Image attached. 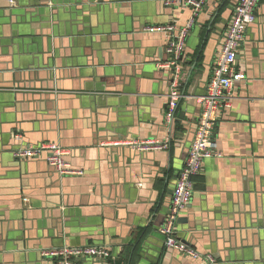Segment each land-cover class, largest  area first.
<instances>
[{"label": "crops", "instance_id": "crops-1", "mask_svg": "<svg viewBox=\"0 0 264 264\" xmlns=\"http://www.w3.org/2000/svg\"><path fill=\"white\" fill-rule=\"evenodd\" d=\"M167 1L0 0V264H56L46 252L80 246L113 258L77 264H211L167 249L159 230L238 0H208L179 74L168 36L149 32L191 17ZM237 64L246 80L218 110L221 156L204 162L175 231L212 264H264V0ZM146 140L170 145L132 147ZM42 144L83 175L14 156Z\"/></svg>", "mask_w": 264, "mask_h": 264}, {"label": "built area", "instance_id": "built-area-1", "mask_svg": "<svg viewBox=\"0 0 264 264\" xmlns=\"http://www.w3.org/2000/svg\"><path fill=\"white\" fill-rule=\"evenodd\" d=\"M262 0H238L234 6L232 18L222 43L217 52L213 66L211 80L206 94L197 102L201 106L197 128L191 143L184 166L175 183L167 217L159 233L164 238V247L196 260H206L211 264L214 259L211 255H203L188 247L176 235L181 214L189 206L194 195V179L203 170L204 162L213 157H220L214 139V131L218 122V110L226 105L232 90L246 76L238 67L237 60L240 47L245 41L247 30L256 22V10ZM208 0H168L172 6H187L191 9V17L186 25L177 28L174 25L149 28V32H160L168 36L166 52L171 57V65L175 66L179 74V64L183 61L187 39L193 29L197 17L205 8ZM178 79V78H177ZM176 80V79H175ZM176 82L173 84L175 88ZM181 95L171 93L167 111V123L172 125L176 111L181 101ZM169 141L160 142L146 140L134 142L132 147L139 152L168 150ZM65 150L58 144H42L37 147H23L14 152L15 158L23 161L45 157L49 166L60 175H83L82 171L73 169L64 160ZM47 257L55 259L56 264H77L83 259L109 260L113 258L110 248L104 246L63 247L46 252Z\"/></svg>", "mask_w": 264, "mask_h": 264}, {"label": "water", "instance_id": "water-1", "mask_svg": "<svg viewBox=\"0 0 264 264\" xmlns=\"http://www.w3.org/2000/svg\"><path fill=\"white\" fill-rule=\"evenodd\" d=\"M183 106H184V105H183ZM183 106H182V107H183ZM178 107H179V106H178ZM182 116H183V115H182ZM182 116H181V117H182Z\"/></svg>", "mask_w": 264, "mask_h": 264}, {"label": "trees", "instance_id": "trees-1", "mask_svg": "<svg viewBox=\"0 0 264 264\" xmlns=\"http://www.w3.org/2000/svg\"><path fill=\"white\" fill-rule=\"evenodd\" d=\"M172 125H173V123H172ZM172 125H171V126H172ZM172 127H173V126H172Z\"/></svg>", "mask_w": 264, "mask_h": 264}]
</instances>
